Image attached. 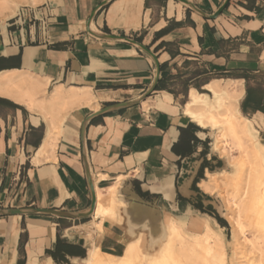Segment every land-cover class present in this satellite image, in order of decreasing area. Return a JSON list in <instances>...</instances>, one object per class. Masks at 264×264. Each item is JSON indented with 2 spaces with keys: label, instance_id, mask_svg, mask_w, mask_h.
Instances as JSON below:
<instances>
[{
  "label": "crops",
  "instance_id": "0c3cea01",
  "mask_svg": "<svg viewBox=\"0 0 264 264\" xmlns=\"http://www.w3.org/2000/svg\"><path fill=\"white\" fill-rule=\"evenodd\" d=\"M184 1L56 0L26 30L0 34V100L9 102H0V264H56L48 252L58 238L85 258L95 249L121 257L133 229L158 217L137 205L122 215L118 198L109 216L96 218L95 204L71 218L97 190L122 185L168 206L192 198L205 135L170 86L188 84V100L195 86L211 93L221 83L245 95L241 77L264 74V0ZM28 82L91 95L41 154L47 122L18 100Z\"/></svg>",
  "mask_w": 264,
  "mask_h": 264
},
{
  "label": "rangeland",
  "instance_id": "374dc122",
  "mask_svg": "<svg viewBox=\"0 0 264 264\" xmlns=\"http://www.w3.org/2000/svg\"><path fill=\"white\" fill-rule=\"evenodd\" d=\"M55 1L37 0V3L30 5L27 0H0V34L26 30L34 22V13ZM190 69L191 73L198 72L196 66ZM187 86L182 81L170 86L175 95H181L177 101L182 109L191 100L187 97ZM205 90H197L196 93L212 98V93ZM242 98L238 102L237 117L240 116L243 121L249 120L257 131V152H253L250 146L246 152L243 149L245 146L238 148L231 141L220 143V150L213 151L215 131L208 127L202 130L197 126L205 135L204 139L198 136L202 143L198 161L200 168L203 165V170L200 172L199 169L197 173L195 179L198 176L200 178L192 189L190 200L181 202L179 206H168L160 201H152L144 194H136L139 200L134 198V189L131 191L122 185L119 187L118 198L124 204L119 210L120 214L125 215L124 212L132 203L151 208L159 219L153 237L147 225L133 229L131 241L136 242L138 239L144 255L152 260L160 252L167 255L174 246L178 250L171 261L158 259L151 264H264V116L257 114L251 118L244 117L239 110ZM227 103V95H221L218 99L219 108L224 110ZM202 121L206 123L204 118ZM201 180L207 183L206 191L199 185ZM215 215L224 220L225 225L218 222ZM171 220L182 226L190 236L180 238L174 234L165 241L162 235L164 226ZM77 235L83 236L82 233H76L75 239ZM81 260L69 264L81 263Z\"/></svg>",
  "mask_w": 264,
  "mask_h": 264
},
{
  "label": "bare ground",
  "instance_id": "6f19581e",
  "mask_svg": "<svg viewBox=\"0 0 264 264\" xmlns=\"http://www.w3.org/2000/svg\"><path fill=\"white\" fill-rule=\"evenodd\" d=\"M27 3L30 5H34L35 3H37V0H27ZM1 82L9 83L10 79L3 76ZM47 85V83L41 84L28 82V84L26 85V91L23 92L20 90L18 94V100L26 97L27 107L32 112L41 113L45 121L47 122L46 137L39 151V154H41L42 152H47L48 149L53 148V146L55 145L54 142L58 135L59 126L61 125L67 111L73 106L89 105L91 102V95L87 90H64L62 87L55 88L53 91H51V93L48 92L49 94L46 97L38 100V98H36L37 95L47 94ZM209 88L214 100H212V98L207 95H201L194 91L190 97L191 100L185 106V115L194 124L203 128V130L208 127L209 129L215 131V140L212 149L213 151L220 150V143L226 144L227 141H231L233 142V145L237 146L238 148H243L245 146L243 149L246 152L249 146L252 147L253 152H257L259 148L258 138L256 135L257 131L252 128L249 120L244 119L243 121L240 116L237 117V114H239L238 102L244 94L243 87H231L229 85L223 86L212 84ZM223 94L227 95L228 101L227 106L226 108H224V110L219 108L218 105V99ZM59 107H61V109H59ZM202 118L205 119L206 123L202 121ZM199 185L205 191L208 188L206 181H202ZM116 186L117 188L115 186L110 187L105 194H103L101 191H96L95 204L97 205L98 210L100 209L95 214L96 218L109 216L113 213V211H115V208L118 205H121V202L117 200L118 185ZM158 223L159 219L157 218V220L153 222V225H147L152 237L154 236V230H156V228L158 227ZM174 234L179 235L180 238L190 236L184 231L182 226L171 220L168 221L164 226L162 235L165 237V241H167L168 238ZM131 243L132 244L128 245L124 254L119 258H113L103 255L98 249H95L87 257V259H82L81 263L76 264H151L158 259V261H171V259L174 258V255L178 252V250H176V247L174 246L167 255L160 252L158 257L156 256L151 260L148 259L142 252L139 241ZM211 256L212 253L210 254V257Z\"/></svg>",
  "mask_w": 264,
  "mask_h": 264
},
{
  "label": "trees",
  "instance_id": "16d2710c",
  "mask_svg": "<svg viewBox=\"0 0 264 264\" xmlns=\"http://www.w3.org/2000/svg\"><path fill=\"white\" fill-rule=\"evenodd\" d=\"M1 70V67H0ZM228 75L221 74L217 78H226ZM245 81V95L239 103L240 113L246 117L251 118L254 115L261 114L264 116V74H245L241 77ZM195 89L199 90L198 86ZM157 90V89H156ZM1 103L9 104L7 101L0 100ZM203 170V165L200 168V172ZM197 179L193 182V187L198 182ZM143 196V194H139ZM218 222L225 225L224 220L218 218L215 215ZM56 264H69L66 256L85 258L84 251L80 250L77 246L69 245L66 242H62L59 238L56 241L54 249L48 252Z\"/></svg>",
  "mask_w": 264,
  "mask_h": 264
},
{
  "label": "water",
  "instance_id": "95a60500",
  "mask_svg": "<svg viewBox=\"0 0 264 264\" xmlns=\"http://www.w3.org/2000/svg\"><path fill=\"white\" fill-rule=\"evenodd\" d=\"M178 1H180V2H182V3H184V4H187V2L186 1H184V0H178ZM223 8V7H222ZM222 8H220V10L212 17V18H214V17H216L217 15H218V13L222 10ZM144 49V48H143ZM145 50V49H144ZM134 198H137V199H139V197H138V195H136V194H134ZM140 200V199H139ZM137 204H129V206H136ZM128 206V207H129ZM137 206H140V205H137ZM140 207H143V206H140ZM145 208H147V207H145ZM94 209H95V195H94V193H92V201H91V205H90V210L88 211V212H86V213H81V214H75V215H72V216H70L71 218H75V219H85V218H87L88 216H90L91 214H93V212H94ZM147 209H149V210H151V211H153L151 208H147ZM154 212V211H153ZM78 244L80 245V246H82L83 244H84V241L82 240V239H80L79 240V242H78Z\"/></svg>",
  "mask_w": 264,
  "mask_h": 264
}]
</instances>
